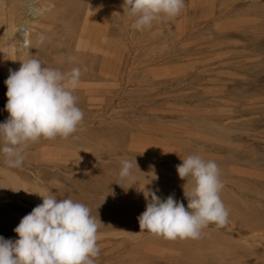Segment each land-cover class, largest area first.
<instances>
[{"label": "rangeland", "instance_id": "374dc122", "mask_svg": "<svg viewBox=\"0 0 264 264\" xmlns=\"http://www.w3.org/2000/svg\"><path fill=\"white\" fill-rule=\"evenodd\" d=\"M68 1L78 8L80 0ZM123 3L91 0L88 82L91 115L99 116L66 139L29 143L21 167H8L0 153V236L18 239L21 219L42 204L40 196L55 194L101 221L95 264H264V110L249 112L255 86L264 99V0H184L177 17L143 31L131 27ZM45 39L31 58L56 69L59 53ZM21 53L15 42L0 43V123L9 115V69L28 60ZM75 96L79 107L84 97ZM189 155L218 164L226 226L210 224L195 240L141 231L149 191L173 195L187 210L192 181L176 168ZM120 157L132 161L135 181L119 177Z\"/></svg>", "mask_w": 264, "mask_h": 264}, {"label": "clouds", "instance_id": "9594fccd", "mask_svg": "<svg viewBox=\"0 0 264 264\" xmlns=\"http://www.w3.org/2000/svg\"><path fill=\"white\" fill-rule=\"evenodd\" d=\"M125 6L134 18L131 27L143 31L162 17H177L185 3L184 0H124ZM22 34L27 35L26 30ZM44 39L40 36V43ZM80 77L78 67L61 72L44 67L37 58L21 62L19 70L9 69L5 81V110L9 115L0 123V153L8 167L22 166L29 143L57 136L66 139L76 132L84 118L73 94ZM119 159V177L135 181L132 161ZM176 170L181 180L192 181L190 192L184 190L187 210L173 195L162 199L155 191H149L145 196L146 209L138 217L141 231L167 240H195L210 224L218 228L226 226L229 211L220 197L224 185L218 164L199 155H189ZM40 197L42 204L25 215L14 229L18 239L0 236V264H95L94 258L100 253L97 241L101 221L91 215L88 206L71 198L58 200L55 194Z\"/></svg>", "mask_w": 264, "mask_h": 264}, {"label": "bare ground", "instance_id": "6f19581e", "mask_svg": "<svg viewBox=\"0 0 264 264\" xmlns=\"http://www.w3.org/2000/svg\"><path fill=\"white\" fill-rule=\"evenodd\" d=\"M64 1L65 0H0V43L3 46H7L10 44L13 45V43L15 42L18 46V49L19 48L21 49V52H22L21 55L30 59L32 56H34L36 54L34 52L35 48H38V47L41 48V46H42V43H40V41H39V37L47 35V38L49 37V39H50L49 40L50 43L48 41H47V43H49L51 45V48L54 49L57 53H59V56H60V58H59L60 60H57V62L60 61V66L56 69L61 71V72H68L73 67H78L81 70L80 83H79L77 89L74 91L73 94L79 95V93H80V95L82 97H84L85 102L79 106V108L84 113V118L82 121L84 123V122L91 121V119L94 117L99 116V114H96L94 116L91 115V82H88L89 80H91V0H80V3H79L80 6L78 5V8L76 7V5H74L73 2L68 1L65 4ZM59 7H61V9L63 8V10L60 9L61 11H59ZM65 20H68V22L66 23ZM25 30L27 32V35L22 34V32ZM44 44H45V41H44ZM45 46H46V44H45ZM52 52L54 53V51H52ZM40 57H41V55H40ZM70 57H72L74 59L70 60L69 59ZM88 60L90 61V66L88 68H86L85 64ZM116 60L119 63V60H121V54H119V58H116ZM1 72L2 73L0 74V77L6 78L3 69H1ZM117 72H118V66H116V68L113 72V76H115L117 74ZM118 77H120V76H118ZM118 77H117V81L120 79V78L118 79ZM184 78L185 77H183V79ZM177 81H181V80H177ZM183 81H185V80H183ZM156 82L159 83L158 81H156ZM160 82H162L163 84L167 83V81H165V82L160 81ZM251 83H254V82H251ZM169 84H168V86H169ZM171 85H173V84H171ZM165 86H166V84H165ZM259 88H260V86H259ZM259 88H257V86H255L253 88L254 92L253 91L252 92L254 94L252 95V97L250 99V105H249L250 111L249 112L251 114H254V115H259L260 112L262 113V110H264V99L261 98L259 95L260 93H258ZM164 94H165V92H164ZM263 96H264V94H263ZM179 98L181 99V97H179ZM172 102L174 103V101H172ZM181 102H183V101H181ZM181 102H179V103L183 105V103H181ZM184 102H186V101H184ZM177 104H178V102H177ZM102 107H104V105ZM160 109H163V108H160ZM99 112H100V110H99ZM130 113H129V115H130ZM131 114H133V113H131ZM145 114H146V112H145ZM129 115H128V117H129ZM235 115L237 116V114H235ZM91 116H93V117L91 118ZM131 116L132 115H130V117ZM132 117H131V119H132ZM183 117L184 116H182V118H181V116L180 117L177 116V118H181V119H183ZM137 118H140V117H137ZM168 118H169V120L171 119L170 117H168ZM187 118H185V119H187ZM258 122H259V120H258ZM237 133H240V132L237 131ZM241 142L242 141H240V143ZM245 144H247V142ZM245 147H247V146H245ZM245 147H243V148H245ZM249 147H251V146H249ZM250 159H251V157H250ZM256 166H258V165H256ZM254 168H255V166H254ZM109 235H110V233H109Z\"/></svg>", "mask_w": 264, "mask_h": 264}]
</instances>
